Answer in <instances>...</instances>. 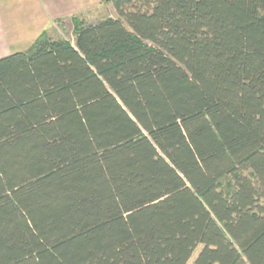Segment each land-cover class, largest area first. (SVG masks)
Masks as SVG:
<instances>
[{"label": "trees", "instance_id": "obj_1", "mask_svg": "<svg viewBox=\"0 0 264 264\" xmlns=\"http://www.w3.org/2000/svg\"><path fill=\"white\" fill-rule=\"evenodd\" d=\"M109 2L0 57V264H264V0Z\"/></svg>", "mask_w": 264, "mask_h": 264}, {"label": "crops", "instance_id": "obj_2", "mask_svg": "<svg viewBox=\"0 0 264 264\" xmlns=\"http://www.w3.org/2000/svg\"><path fill=\"white\" fill-rule=\"evenodd\" d=\"M115 12L109 0H0V57L26 50L43 32L57 38L74 17L94 23Z\"/></svg>", "mask_w": 264, "mask_h": 264}, {"label": "rangeland", "instance_id": "obj_3", "mask_svg": "<svg viewBox=\"0 0 264 264\" xmlns=\"http://www.w3.org/2000/svg\"><path fill=\"white\" fill-rule=\"evenodd\" d=\"M117 13H113V18H117ZM123 24L127 26V24L123 21ZM55 36L57 38L61 37L64 39H67L69 41H71L73 43L74 40V36H73V23H69L66 22V24L60 25L59 29L56 30ZM219 187L222 188L225 192H230L234 189V183L232 181V179H230L229 177H223L219 180ZM200 246H198L192 253L191 257L189 258V260L187 261L186 264H191L192 261L194 260V258L196 257L197 253L200 250Z\"/></svg>", "mask_w": 264, "mask_h": 264}]
</instances>
